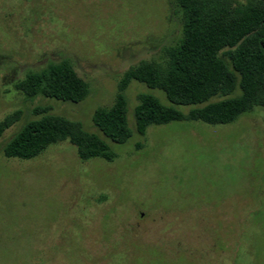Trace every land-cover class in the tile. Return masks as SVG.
I'll return each instance as SVG.
<instances>
[{
    "label": "rangeland",
    "instance_id": "1",
    "mask_svg": "<svg viewBox=\"0 0 264 264\" xmlns=\"http://www.w3.org/2000/svg\"><path fill=\"white\" fill-rule=\"evenodd\" d=\"M180 34L175 0H0V121L18 115L0 147L45 106L117 155L83 161L68 140L28 160L0 151V264H264V106L226 124L173 120L139 135L138 95L170 102L132 80L130 138L114 143L92 122L123 73L160 59ZM59 62L87 82L81 101H31L15 87Z\"/></svg>",
    "mask_w": 264,
    "mask_h": 264
},
{
    "label": "trees",
    "instance_id": "2",
    "mask_svg": "<svg viewBox=\"0 0 264 264\" xmlns=\"http://www.w3.org/2000/svg\"><path fill=\"white\" fill-rule=\"evenodd\" d=\"M181 13L178 40L162 48L158 60H141L118 82L112 105L98 107L92 122L114 143L131 136L125 90L132 80L161 90L169 104L140 93L133 108L134 130L144 135L150 124L200 120L226 124L256 106H264V0H175ZM15 87L26 99L54 98L78 102L88 84L67 62L28 73ZM177 106H189L187 111ZM36 117L24 121L1 145L6 158L32 159L50 144L68 140L79 159L112 161L117 155L98 134L77 120L35 107ZM18 115L0 121V137Z\"/></svg>",
    "mask_w": 264,
    "mask_h": 264
}]
</instances>
